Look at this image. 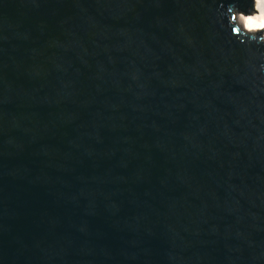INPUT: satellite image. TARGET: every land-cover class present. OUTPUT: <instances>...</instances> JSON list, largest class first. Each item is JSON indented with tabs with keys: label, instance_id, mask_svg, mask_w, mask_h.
Masks as SVG:
<instances>
[{
	"label": "water",
	"instance_id": "water-1",
	"mask_svg": "<svg viewBox=\"0 0 264 264\" xmlns=\"http://www.w3.org/2000/svg\"><path fill=\"white\" fill-rule=\"evenodd\" d=\"M244 11L260 0H0V264H264Z\"/></svg>",
	"mask_w": 264,
	"mask_h": 264
},
{
	"label": "clouds",
	"instance_id": "clouds-1",
	"mask_svg": "<svg viewBox=\"0 0 264 264\" xmlns=\"http://www.w3.org/2000/svg\"><path fill=\"white\" fill-rule=\"evenodd\" d=\"M235 7L234 5H230L228 7V13H229V21L231 22V15H234L231 13V9ZM238 18L242 21L243 27L239 28L238 26H233L232 31L234 33L239 32L240 35L244 38L243 42H255L257 44L264 43V16L258 17L255 20H252L251 17H244L243 14H239ZM264 55V53H262ZM261 70H264V64L261 66Z\"/></svg>",
	"mask_w": 264,
	"mask_h": 264
},
{
	"label": "bare ground",
	"instance_id": "bare-ground-1",
	"mask_svg": "<svg viewBox=\"0 0 264 264\" xmlns=\"http://www.w3.org/2000/svg\"><path fill=\"white\" fill-rule=\"evenodd\" d=\"M261 4V11L259 12H249V11H244L239 14H243L244 17H251L252 20H255L258 17L264 16V0H260ZM240 20V19H239ZM240 22L243 24L244 21L240 20ZM264 31V30H261Z\"/></svg>",
	"mask_w": 264,
	"mask_h": 264
}]
</instances>
